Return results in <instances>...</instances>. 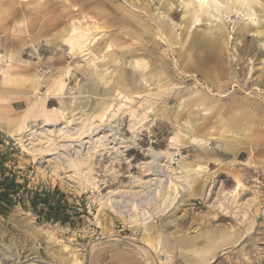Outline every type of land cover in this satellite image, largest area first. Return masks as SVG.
Here are the masks:
<instances>
[{"label":"rangeland","instance_id":"1","mask_svg":"<svg viewBox=\"0 0 264 264\" xmlns=\"http://www.w3.org/2000/svg\"><path fill=\"white\" fill-rule=\"evenodd\" d=\"M253 12L0 0L6 176L25 196L59 189L49 207L66 218L28 204L0 214V264H264V0ZM64 28L86 32V47L69 52L54 37Z\"/></svg>","mask_w":264,"mask_h":264},{"label":"bare ground","instance_id":"2","mask_svg":"<svg viewBox=\"0 0 264 264\" xmlns=\"http://www.w3.org/2000/svg\"><path fill=\"white\" fill-rule=\"evenodd\" d=\"M194 1H197L201 6H205V5H208L210 2H212V3H215V4H217V5H219L222 9H224L225 10V13H227V14H230V13H232V12H236V13H245L246 15H250L249 17H250V20L253 22L255 19H253L252 17L254 16V12H253V6H255V5H258V4H260V0H194ZM56 2V1H55ZM67 2V1H66ZM45 8V7H44ZM152 12V11H151ZM253 12V13H252ZM85 16H87V14L85 15ZM83 17V16H82ZM94 21H95V19H94ZM101 21V20H100ZM83 22V21H82ZM102 22V21H101ZM100 22V23H101ZM151 23V22H150ZM102 24V23H101ZM97 25V24H96ZM104 25V24H103ZM74 27V26H73ZM96 28V27H95ZM84 29V28H83ZM104 30V27L103 26H97V30L99 31V30ZM89 30V29H88ZM75 31V28L73 29V30H67V28H64L63 30H58L55 34H54V37L56 38V39H59V40H62L64 43H65V45L67 46V48L69 49V52H71V53H75L76 51H78V50H82L84 47H86V44L88 43V41H89V36H87V34H86V32L85 33H81V34H76V31ZM92 31V30H91ZM94 31V30H93ZM90 32V31H89ZM52 33H54V32H52ZM91 33V32H90ZM159 33H160V31H159ZM92 34V33H91ZM101 34V33H100ZM99 35V34H98ZM96 36V35H95ZM157 36H159L158 34H157ZM93 37V36H92ZM102 38H103V36H102ZM92 39V38H91ZM93 40H94V38H93ZM133 40V39H132ZM131 40V41H132ZM110 41V40H109ZM91 42H93L92 40H91ZM111 42V41H110ZM123 42V41H122ZM90 43V42H89ZM123 43H125V42H123ZM30 44V43H29ZM91 44V43H90ZM106 44V43H105ZM216 44H218V39L217 38H212L211 39V41H210V45L212 46H215ZM98 45V44H97ZM130 45V44H129ZM118 47H120V46H118ZM89 48V47H88ZM116 49V48H115ZM126 49V48H125ZM124 50V49H123ZM2 51V50H1ZM106 52H107V49L105 50ZM113 50H110L109 48H108V52H111V53H113V54H111L110 56H109V58H107V62L108 61H110V60H114L115 59V53L116 52H112ZM29 52V51H28ZM78 54V53H77ZM73 55V54H72ZM81 55V54H80ZM93 55V54H92ZM107 55V54H106ZM176 55V54H175ZM94 56H95V54H94ZM78 57V56H77ZM96 58V57H95ZM196 58V57H195ZM90 59V58H89ZM189 60H190V62H194L195 60H194V58L192 57H190L189 58ZM194 60V61H193ZM198 60V63L200 64V65H202L203 64V60H201V58H198L197 59ZM69 62V61H68ZM102 62V61H101ZM197 62V61H196ZM92 64L91 65H93V62H91ZM104 63V62H103ZM135 63H136V65H138V66H141V67H144V68H147V64H146V62H144L142 59H137L136 61H135ZM88 64V63H87ZM101 64V63H100ZM93 67V66H92ZM95 67V66H94ZM69 69V68H68ZM93 69V68H92ZM105 69V68H104ZM92 71V70H91ZM96 71V70H95ZM110 71V70H109ZM98 73V72H97ZM179 73V72H178ZM94 74H96V73H94ZM99 74H101V73H99ZM59 75V74H58ZM109 75V74H108ZM145 75V74H144ZM191 76V75H190ZM95 78V77H94ZM98 78V77H97ZM110 79V78H109ZM108 79V80H109ZM114 79L116 80V86H114L113 85V83L111 84V85H113L114 87L113 88H110V86L108 85V87H107V89L108 88H110L109 89V91L107 92L108 94H111L113 91H114V94H115V91L117 92V88H118V90H119V86H118V84H119V82L121 81V79H123L122 78V75H121V72H119L118 71V73L117 74H115V76H114ZM111 80H112V74H111ZM99 81H104V75H102V76H100L99 77ZM106 81V80H105ZM108 82V81H107ZM141 82H142V80H141ZM226 82V81H225ZM109 83H111V82H109ZM104 84V83H103ZM108 84V83H107ZM106 85V84H105ZM50 87H51V85H50ZM120 89H121V86H120ZM175 89V88H174ZM98 91V90H97ZM154 92V91H153ZM148 93V92H147ZM113 94V95H114ZM118 94H120V92H118ZM193 94H194V92H193ZM35 95V94H34ZM98 95V94H97ZM138 95V94H137ZM62 96V95H61ZM60 96V97H61ZM118 96V95H117ZM119 96H121V95H119ZM194 96V95H193ZM112 97V96H111ZM64 98V97H63ZM115 98V97H114ZM127 98V97H126ZM201 98V97H200ZM77 99V98H76ZM76 99H74V100H76ZM110 99H112V98H110ZM155 100V99H154ZM77 101H78V99H77ZM190 101V100H189ZM196 101V100H195ZM191 102V101H190ZM68 103V102H67ZM70 103V102H69ZM101 104V103H100ZM85 106V105H84ZM126 106V105H125ZM102 108V107H101ZM73 111V110H72ZM122 111V110H121ZM141 114V113H140ZM77 115H79V114H77ZM93 115H94V113H93ZM76 116V115H75ZM134 116V115H133ZM144 116V115H143ZM63 118V117H62ZM70 118V117H69ZM81 118V117H80ZM107 118V117H106ZM68 119V118H67ZM103 119V118H102ZM73 121V120H72ZM87 122H89V121H87ZM97 122V121H96ZM243 126V125H242ZM223 128H224V126H223ZM71 131V130H70ZM108 131V130H107ZM99 132V131H98ZM102 132V131H101ZM5 133V132H4ZM96 133V132H95ZM232 135V134H231ZM100 138V137H99ZM126 143V142H125ZM101 146V145H100ZM105 146V145H104ZM199 166H201V165H199ZM167 168H169V167H167ZM175 190V189H174ZM178 193V192H177ZM168 195V194H167ZM170 198V196L168 197V199ZM165 199V198H164ZM164 199H162L161 201H163ZM168 201V200H167ZM171 201V200H170ZM169 201V202H170ZM174 201V200H173ZM159 202V201H158ZM169 202H168V204H169ZM172 202V201H171ZM170 202V203H171ZM157 204V203H156ZM165 205V204H164ZM167 205V204H166ZM169 206V205H168ZM222 206V205H221ZM165 208H166V206H164ZM225 207V206H224ZM229 207V206H228ZM242 207V206H241ZM249 207V206H248ZM159 208V207H158ZM231 208V207H230ZM156 210H158V209H156ZM163 212V211H162ZM234 212V211H233ZM234 214V213H233ZM137 217V216H136ZM139 218V217H138ZM138 218H136V219H138ZM140 219V218H139ZM144 219V218H143ZM146 219V218H145ZM146 220H148V219H146ZM140 221H141V219H140ZM136 222H138V221H136ZM141 222H143V221H141ZM145 222H147V221H144V225L146 224ZM153 233V234H152ZM152 233H150L149 234V236H148V238H147V240L148 241H153L152 240V236H154V235H156L155 237H156V239L157 238H159V234H157L156 232H152ZM155 240V239H154ZM179 244H180V246L182 247V248H190L191 247V245H192V243H191V241L189 240V239H186L185 237H182V238H180L179 237ZM138 241V240H137ZM154 242V241H153ZM157 242V241H156ZM139 243V242H138ZM143 243V242H142ZM158 245V244H157ZM163 245V244H162ZM139 246V245H138ZM141 247V246H140ZM149 247V246H148ZM137 250V249H136ZM164 250V249H163ZM142 251H143V253L145 254V256L148 258V259H150L151 261H152V258L150 257V256H152V255H149L150 254V252H148V249L147 248H145V249H143L142 248ZM89 253H90V251H89ZM149 253V254H148ZM154 259V258H153ZM155 260V259H154ZM172 260V259H171ZM55 261V260H54ZM152 262H154V261H152ZM154 264H158V260H156L155 261V263Z\"/></svg>","mask_w":264,"mask_h":264},{"label":"trees","instance_id":"3","mask_svg":"<svg viewBox=\"0 0 264 264\" xmlns=\"http://www.w3.org/2000/svg\"><path fill=\"white\" fill-rule=\"evenodd\" d=\"M0 143L4 145L2 142ZM10 143L12 144V141H10ZM1 155L0 151V214L8 213L17 204L23 207L28 204L29 208L32 209L36 215L41 217V220H53L65 223L66 218L62 217V213H60V211L59 213H54L53 209L49 207L50 197L58 196L60 199H64L65 195L59 189H55L53 196L46 193L43 194L44 196L42 197L39 193L31 192V190L26 191V196L21 195L20 189L24 186L16 183L14 174L10 173V177L6 176L7 169L4 165L5 157ZM39 205H42L41 209H39Z\"/></svg>","mask_w":264,"mask_h":264},{"label":"water","instance_id":"4","mask_svg":"<svg viewBox=\"0 0 264 264\" xmlns=\"http://www.w3.org/2000/svg\"><path fill=\"white\" fill-rule=\"evenodd\" d=\"M89 259H90V253L88 251V253H87V262L89 261Z\"/></svg>","mask_w":264,"mask_h":264}]
</instances>
